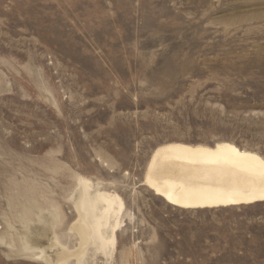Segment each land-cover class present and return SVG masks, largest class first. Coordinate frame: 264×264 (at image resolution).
I'll use <instances>...</instances> for the list:
<instances>
[{
  "label": "rangeland",
  "instance_id": "374dc122",
  "mask_svg": "<svg viewBox=\"0 0 264 264\" xmlns=\"http://www.w3.org/2000/svg\"><path fill=\"white\" fill-rule=\"evenodd\" d=\"M224 141L264 157V0H0V264L76 249L80 186L108 222L79 264H264V203L143 186L159 146ZM28 208L60 222L38 239Z\"/></svg>",
  "mask_w": 264,
  "mask_h": 264
},
{
  "label": "bare ground",
  "instance_id": "6f19581e",
  "mask_svg": "<svg viewBox=\"0 0 264 264\" xmlns=\"http://www.w3.org/2000/svg\"><path fill=\"white\" fill-rule=\"evenodd\" d=\"M144 178L143 186L155 196L169 206L183 210L264 203V157L231 142L214 145L172 142L161 145L153 152ZM90 196L82 186L77 188L74 195L77 220L70 233L79 241L78 247L71 250L58 235H52L50 248L56 249V262L43 255L41 259L45 263L63 264L76 259L79 264L84 254L96 243V234L104 237L108 218L104 222L99 221V209ZM102 198L106 205L104 214L109 215L117 204L118 219L114 229L118 232L124 223L125 202L117 196ZM60 216L54 221L41 209H29L23 211L21 223L24 222L26 230L41 239L48 234L46 228V231L41 228L33 230L32 224L37 222L42 227L53 228L60 222Z\"/></svg>",
  "mask_w": 264,
  "mask_h": 264
}]
</instances>
